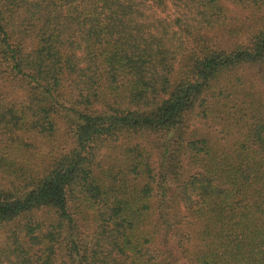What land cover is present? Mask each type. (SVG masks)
Returning a JSON list of instances; mask_svg holds the SVG:
<instances>
[{
	"label": "trees",
	"instance_id": "16d2710c",
	"mask_svg": "<svg viewBox=\"0 0 264 264\" xmlns=\"http://www.w3.org/2000/svg\"><path fill=\"white\" fill-rule=\"evenodd\" d=\"M0 264H264V0H0Z\"/></svg>",
	"mask_w": 264,
	"mask_h": 264
},
{
	"label": "rangeland",
	"instance_id": "374dc122",
	"mask_svg": "<svg viewBox=\"0 0 264 264\" xmlns=\"http://www.w3.org/2000/svg\"><path fill=\"white\" fill-rule=\"evenodd\" d=\"M234 16L235 17H237V18H239V19H244V17H245V15L244 14H242V13H239L238 11H234Z\"/></svg>",
	"mask_w": 264,
	"mask_h": 264
}]
</instances>
